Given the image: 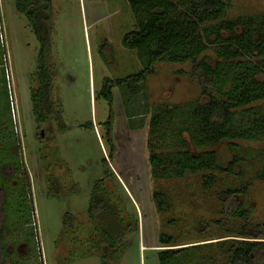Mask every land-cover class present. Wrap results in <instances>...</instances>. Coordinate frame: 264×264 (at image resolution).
<instances>
[{
  "label": "rangeland",
  "instance_id": "1",
  "mask_svg": "<svg viewBox=\"0 0 264 264\" xmlns=\"http://www.w3.org/2000/svg\"><path fill=\"white\" fill-rule=\"evenodd\" d=\"M51 1L47 67L52 104L64 130L55 114L42 124L35 120L31 89L36 88L38 43L13 0H0V222L11 233L4 237L5 264H158L157 249L196 245L206 247L196 251L191 264H226L216 244L240 239L225 236L243 223L223 216L216 195L242 190L248 224L264 229V142L225 140L199 149L184 135L193 154L213 151L224 165L236 159L233 174L216 175L210 187L199 174L153 181L147 140L154 107L204 103L214 93L199 84L190 64H157L134 101L125 86H116L108 102L103 80L140 69L135 52L121 45L122 34L134 28L125 0ZM260 15L264 0H231L225 19ZM203 56L215 60L212 48ZM3 156L17 165L10 167ZM97 183L125 226L122 246L105 262L96 245V222L86 215ZM154 190L165 193V212L156 208ZM161 233L175 246H159Z\"/></svg>",
  "mask_w": 264,
  "mask_h": 264
},
{
  "label": "trees",
  "instance_id": "2",
  "mask_svg": "<svg viewBox=\"0 0 264 264\" xmlns=\"http://www.w3.org/2000/svg\"><path fill=\"white\" fill-rule=\"evenodd\" d=\"M230 1L125 0L134 28L122 34L121 45L135 52L140 69L122 78L104 79L102 94L106 100L111 101L112 87L125 86L130 100L134 101L157 64H190L191 74L199 84L214 93L204 103L195 101L180 106L154 107L147 140L153 181L183 180L199 174L204 187H210L216 175L233 174L238 164L236 159L224 165L216 159L213 151L193 154L188 150L184 135L192 147L199 149L213 147L225 140L264 142V104L254 106L264 101V15L227 20L225 15ZM13 2L16 11L27 19L38 43L36 88L31 89L35 120L42 124L55 114L59 129L64 130L60 115L52 104V80L47 67L52 1ZM210 48L214 61L203 56ZM106 126L109 129V121ZM107 142L110 143L109 138ZM1 159L10 167L14 165L11 156ZM240 197H243L240 189L224 190L216 195L223 216L243 223L238 231H230L225 236L240 239L222 240L216 248L224 256L226 264H264V241L241 240L264 239V229L248 224V209ZM152 198L159 212L168 209L164 192L154 190ZM30 210L33 215L31 205ZM86 215L96 222L94 235L96 240L100 238L96 245L105 262L109 252L114 255V250L122 246L125 226L103 184L94 185ZM63 220L69 223L71 216L66 215ZM128 227L131 229L132 225ZM32 231L34 239L35 231ZM7 233L1 221L0 264H5L9 257L4 244ZM158 243L161 247L175 246V240L165 233L159 235ZM205 247L196 245L154 252L157 253L158 264H191L196 251Z\"/></svg>",
  "mask_w": 264,
  "mask_h": 264
}]
</instances>
